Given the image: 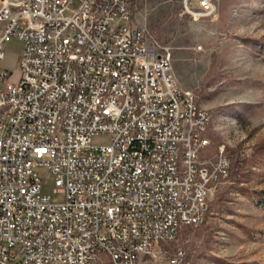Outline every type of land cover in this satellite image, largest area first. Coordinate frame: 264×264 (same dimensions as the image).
Segmentation results:
<instances>
[{
	"label": "built area",
	"instance_id": "2783aa9c",
	"mask_svg": "<svg viewBox=\"0 0 264 264\" xmlns=\"http://www.w3.org/2000/svg\"><path fill=\"white\" fill-rule=\"evenodd\" d=\"M132 2L0 0V62L7 40L22 46L19 81L0 74V264H181L160 244L202 224L226 179L225 160L200 159L209 114ZM181 5L195 21L215 11ZM99 134L111 143L93 146Z\"/></svg>",
	"mask_w": 264,
	"mask_h": 264
},
{
	"label": "rangeland",
	"instance_id": "374dc122",
	"mask_svg": "<svg viewBox=\"0 0 264 264\" xmlns=\"http://www.w3.org/2000/svg\"><path fill=\"white\" fill-rule=\"evenodd\" d=\"M214 5L210 17L195 21L181 12V0H133V24L169 54L176 86L209 114L201 161L227 162V177L213 187L204 222L182 228L159 247L165 256L183 252L181 264H264V0ZM21 49L14 38L3 45L0 74H9L8 83L20 79ZM110 143L108 135L91 138L95 147ZM43 176L42 195L63 203L64 196L53 192V177Z\"/></svg>",
	"mask_w": 264,
	"mask_h": 264
},
{
	"label": "trees",
	"instance_id": "16d2710c",
	"mask_svg": "<svg viewBox=\"0 0 264 264\" xmlns=\"http://www.w3.org/2000/svg\"><path fill=\"white\" fill-rule=\"evenodd\" d=\"M132 8H133V2H132ZM133 16V15H132ZM262 205H264V201L261 202Z\"/></svg>",
	"mask_w": 264,
	"mask_h": 264
}]
</instances>
